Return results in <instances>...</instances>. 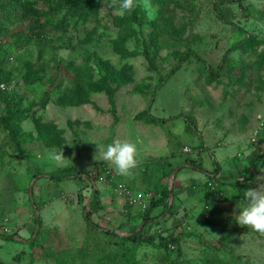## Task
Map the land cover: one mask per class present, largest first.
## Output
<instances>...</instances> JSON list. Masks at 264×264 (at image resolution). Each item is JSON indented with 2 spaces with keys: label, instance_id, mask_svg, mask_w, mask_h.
I'll list each match as a JSON object with an SVG mask.
<instances>
[{
  "label": "rangeland",
  "instance_id": "1",
  "mask_svg": "<svg viewBox=\"0 0 264 264\" xmlns=\"http://www.w3.org/2000/svg\"><path fill=\"white\" fill-rule=\"evenodd\" d=\"M20 2L0 22V116L23 150L0 127V264H264V233L235 223L264 185V0H135L137 21L121 0ZM114 140L137 145L127 176L100 156ZM161 183L169 209L144 220ZM141 229L154 245L119 243Z\"/></svg>",
  "mask_w": 264,
  "mask_h": 264
},
{
  "label": "trees",
  "instance_id": "2",
  "mask_svg": "<svg viewBox=\"0 0 264 264\" xmlns=\"http://www.w3.org/2000/svg\"><path fill=\"white\" fill-rule=\"evenodd\" d=\"M67 1L69 3H71V4H73L72 11H71V9H69V10H70V15L73 13L72 15H74V16H76V15H78L80 13L79 11H81L80 9H81L82 5L87 4L89 2L90 3L92 2V0H67ZM97 1L98 0H95V3ZM18 2H20V0H3V1L0 2V17H1L0 22L3 23L4 21H7V20L11 19L14 16V14H15V10H14L15 9V5H17ZM222 2H224V1H222ZM20 3H21L22 6L25 5V1L24 2L21 1ZM216 10H218L221 13V11L219 10V8L217 6H216ZM130 13H131V16H132L133 20H136L137 21L138 20V17H137L138 16V8H137L136 5L134 6V9ZM220 16L223 18V16L221 14H220ZM140 24L142 25L143 23L141 22ZM147 25H148V27L151 28V31L148 33V37H149V41L150 42L149 41L146 42V40L143 41L144 56H145V59L147 61L151 62L153 60V57L151 55V47L154 44V42L156 41V36H155V32L153 30V26L152 25L150 26L149 23ZM3 29L4 28L2 27V25H0V33L2 31H4ZM177 68H178V65L176 66L175 69H172V71L175 72L177 70ZM87 71L91 72L90 70L85 69L81 73H84V74H88L89 75L90 73L87 72ZM36 72L37 71L27 70L26 71V74L24 76L30 77V79L32 80L33 79V75ZM159 80L161 82L164 81L163 79H159ZM2 81H7V80H2ZM82 88L83 89L75 92L73 94V96H81V95H83L85 97L84 100H86V98H87V96H88V94L90 92H94V91L99 90V83L97 82V80H93L91 77H89V78H87L84 81ZM43 104H44V102H43ZM6 112L8 113V116H6V115H4V116L1 115L0 116V127L2 129H5V130H8L9 131L10 140H11L12 145L15 147V149L17 151L23 152V150L21 149V143L17 139V136H16V133L17 132H16L15 127H12V125L9 124V120L12 121V118H11V115L12 114H10L11 113V110L10 109H7ZM15 114H19L18 108H16ZM186 131L187 132H191L189 130V128H187ZM259 148L261 150H263V148H261V147H259ZM259 157L260 156L258 154L255 155V160L254 161H251V167H250V169L248 171V175H245L244 179L247 180V179H252L253 178V175H252L251 172H254L255 167L258 165L257 163H258V158ZM188 164L191 166V168L195 167L194 162L188 163ZM200 170H202L207 176H212V175L213 176H216L215 173L217 172V169H216V171L214 170L212 173H209L208 171H206L204 169H200ZM39 176L40 175H34L33 177L34 178H37ZM49 177L52 180L56 181V182L57 181H62V180H65V179L69 178V177L54 178V177H51V176H49ZM75 177H80V174L75 175ZM218 179H222L223 180V178H221V177H218ZM161 185H163V184L161 183ZM208 185L211 186V183H208ZM159 187H162V186L157 185L155 190H156V194L157 193H160V197L158 199H156L155 197L152 198V200L150 202V206L147 209V212H146V214L143 217L144 220L149 219V215H150L151 211L155 207H157L160 203H162V202L165 203L166 210L169 209V207H167V204H166V201L169 198V192H168V189H167V185H163V189H162L161 192L159 191ZM92 194H93V197L91 198L90 202L87 205L88 207H90V213L91 214L93 212H96L101 207L100 202L98 200V195H99L98 194V191L96 189H93V193ZM86 219L88 221L90 220V214H87ZM39 220L40 219L38 217H35L34 222H35V224H38L39 231L36 234L35 239L34 240H31L30 243H33L36 240V238L38 237V235H40V233H41V231H40V228H41L40 225L41 224H40V221ZM92 225L96 227V224H93L92 223ZM144 225H145V223L143 224V226ZM97 228L98 227H96V229ZM105 232H106V234H112V231L105 230ZM3 237L6 238V239H11L12 238V237H9L8 235H4ZM170 239H171V237H170ZM158 240H159L158 241L159 246H165L167 244V242L169 241V237L168 236L167 237L160 236L158 238ZM118 241L123 246H126L125 243L127 241L131 242V246H129V245L126 246V249L127 250L128 249H131L130 247L140 246V245H143V244H147V245H154L155 244L154 237L151 236V235H148L144 229H141L139 231H134L132 234H130L128 236H119L118 237ZM209 264H214V263L213 262H210Z\"/></svg>",
  "mask_w": 264,
  "mask_h": 264
},
{
  "label": "clouds",
  "instance_id": "3",
  "mask_svg": "<svg viewBox=\"0 0 264 264\" xmlns=\"http://www.w3.org/2000/svg\"><path fill=\"white\" fill-rule=\"evenodd\" d=\"M135 0H121L119 14L130 13ZM100 152L101 158L115 165L118 175L127 176L138 165L137 145L129 141L114 140ZM235 215V223L250 228L257 233H264V185L248 187L243 190V200Z\"/></svg>",
  "mask_w": 264,
  "mask_h": 264
},
{
  "label": "built area",
  "instance_id": "4",
  "mask_svg": "<svg viewBox=\"0 0 264 264\" xmlns=\"http://www.w3.org/2000/svg\"><path fill=\"white\" fill-rule=\"evenodd\" d=\"M0 87H1V88H3V87H4V85L2 84V85H0ZM100 179H101V177H100Z\"/></svg>",
  "mask_w": 264,
  "mask_h": 264
}]
</instances>
